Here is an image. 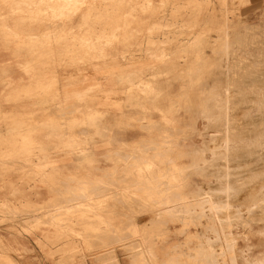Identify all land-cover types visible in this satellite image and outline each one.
Returning <instances> with one entry per match:
<instances>
[{"label": "rangeland", "instance_id": "obj_1", "mask_svg": "<svg viewBox=\"0 0 264 264\" xmlns=\"http://www.w3.org/2000/svg\"><path fill=\"white\" fill-rule=\"evenodd\" d=\"M86 1H92L94 4L86 5ZM0 7L8 9V14L41 19L52 28L65 21L69 23V21L77 20L78 23L69 30V32L75 31L82 38V40L75 41L77 47L85 53L77 63L86 64L95 60L103 62L110 57L118 56L113 50L119 47L126 48V51L119 55L123 61L129 63L132 71L120 77V84L121 87H124L125 96L128 97L126 103L130 107L131 116L120 118L121 121L116 124L121 126L123 138L127 143L119 144L118 147L110 150L107 158L109 162L113 163H110V167H113L112 173H115H113L115 179L110 182L107 191L109 194L113 193L111 196L101 197L93 205L101 212L105 203L113 201L115 211L124 210V212L121 213L122 215L116 214L110 219L116 222L124 221V224L114 223L116 226L122 225L124 228L111 226L106 222L102 223L104 220L101 214L94 213V219L103 224L105 229L99 228L92 232L91 229H88V235H73V239L78 238L85 245L92 239L91 235L94 234L93 239H96L95 235H98L100 242L98 251L100 252L110 249L117 253H144L152 257L155 253L163 254L165 257L166 255L170 257L166 264H210V262L231 264L229 261L231 256L235 258V264H264V220L258 210L262 203L264 205V200H256L259 195L264 199V0H0ZM2 13L0 11V19L3 17ZM67 36L69 34H66ZM224 41L229 44L230 60L226 59L227 53L222 55L224 46H220V44L222 45ZM200 50L201 56L200 53H197ZM87 53L89 56L86 55ZM144 61L147 67L145 77L142 71L132 69L134 66H138L139 62L143 63ZM228 64L230 65L229 71L234 74L231 79L236 82L232 90L236 96L233 100L234 114L238 117L237 125H235L237 127L235 130L233 129V133H237L238 138L235 139L232 146L233 161L231 164L238 169L240 175L249 176L253 184L256 185V188L251 192L252 199L256 198L252 204L246 200L236 201L232 204L233 211L236 212L238 218L224 232L230 236L228 238L231 240L230 243L232 242V255L226 247V242L223 241L225 239L221 234L223 227L218 223L211 222L207 217L206 208H203V218L194 220L195 222L188 225L184 223L186 219L179 217L178 221L176 220V215L179 212L175 213V217L165 213L172 208H180V206L184 209L188 207L187 209L191 211L194 207L195 195L207 193L211 186L216 185L214 178L206 172L184 175V178L181 179L183 180L181 189H172L168 180H171L169 176H173L170 174L171 165L178 164L185 173L190 165H201L202 157L209 156L208 152L203 151L204 146L210 136L217 134L218 128L207 121L206 115L198 113V105L211 96V90L215 89L214 91L217 92L216 87L220 86L218 82L222 80L217 75L219 72L225 73ZM189 67L194 68L195 71ZM203 69L206 71H202ZM165 70L168 74L165 73ZM155 71L158 74H155ZM249 71L251 74H248ZM183 72H186V75H183ZM197 72L199 73L196 75ZM200 73L201 75H199ZM150 74L153 76L152 78ZM194 76L196 77L193 79ZM109 81L113 82L114 79ZM141 81L153 87L154 94H145L143 91L142 93L137 88V84ZM167 104L168 109L173 110L170 112L171 117H168L170 119L168 125L161 121L163 114L169 116L165 112ZM71 107L76 108L74 105ZM160 111L164 113L161 114ZM95 120L94 117H87L80 123L95 124ZM71 123L78 125L79 121L73 120ZM58 124L54 120L50 121V130L53 135L51 132L46 133V138L52 141H80L82 138L83 142L85 139H91L89 133L65 134L60 132L63 128ZM93 135L99 136V138L103 137L101 133ZM22 137L27 140V136ZM116 138L119 137L116 136ZM159 148L161 149L159 150ZM138 150H140L141 160L136 164L132 160L138 155ZM37 151L38 149L34 150V156L41 155ZM66 151L68 154L83 156L86 162V165L83 166H73L72 171H91L93 154L90 149L79 148ZM115 153L119 155H116L114 159L112 156ZM156 154H160V156L157 157ZM161 156L162 159H160ZM154 159L163 165L162 172H158L155 165L153 172H150L152 174H149L151 177L142 173L138 180L137 175L134 174V168L137 166L145 168L147 164L154 163ZM41 167H39L40 171L45 172L46 168ZM95 167L97 171H102L101 168L106 166L100 164ZM58 170L55 166H51L52 173H58ZM63 171L59 170V172ZM154 171L159 174H157L158 177ZM239 174H236V177L240 176ZM144 175L145 177L149 176L151 181L153 177L155 178L153 183L151 182L152 185ZM98 181L97 184H103V181ZM137 181L147 187L153 186L158 193H162H160L162 198L169 199V203L168 201L167 204L162 205L155 202V204L145 203L140 192H132L139 187ZM87 182L86 180L75 182L82 183V187L73 186L72 190L66 191L61 190L59 181H51V188L47 186L48 182L44 181L22 182L31 189L32 193L49 189L50 193L56 196V203H50L46 207H57V209L54 214L48 217V221L45 219L32 222L28 219L24 223L25 227L21 223V218L40 213L45 210L42 209L44 207L20 204L16 195L4 197L2 198L3 203L0 204V206L3 204L0 207V231H10L20 236V234H29L43 225H48L53 227L60 236L73 234L70 227L62 228L61 225L72 222L73 218L89 221L92 219L91 203L93 199L90 197L89 191L86 190L89 186ZM237 194L242 197L245 191ZM243 196L245 197V195ZM66 203H70L72 206L67 207ZM187 203L191 206H186ZM259 203L260 206H258ZM64 206L69 210L67 208L62 210ZM74 206L75 208H73ZM193 209L191 211L194 212L193 214H198L200 211L199 206ZM61 212L63 214L69 212V215H62ZM60 215L61 217H58ZM210 228L216 231V236ZM108 237H114L112 243H108ZM217 238L221 239L222 244L225 243L222 250L210 248L211 245L216 244ZM88 246H90L89 243ZM0 250H7L3 247L1 237ZM75 250L72 249L69 252L72 253ZM88 250L90 251V247ZM161 255L159 258H162ZM158 263L160 262L152 261V264ZM0 264H13V262L9 257H4L0 258Z\"/></svg>", "mask_w": 264, "mask_h": 264}, {"label": "crops", "instance_id": "obj_2", "mask_svg": "<svg viewBox=\"0 0 264 264\" xmlns=\"http://www.w3.org/2000/svg\"><path fill=\"white\" fill-rule=\"evenodd\" d=\"M90 4L94 3L86 1V5ZM0 11L3 12L0 19V204L3 203L2 198L16 195L20 204L44 207L42 209L45 210L40 213L21 218L24 225L28 219L48 221V217L54 214L57 207H46L50 203H56V196H53L49 189L32 193L22 182L44 181L48 182L47 186L51 188V181H59L61 190L66 191L71 190L73 186L81 187L82 183L75 182L86 180L89 184L86 190L93 199L90 221L73 218L72 222L61 226L73 230V234L69 233L68 237L60 236L48 225L20 236L1 230V241L7 250H0V258L9 257L13 264H141V261H144L142 264H152V261L166 264L170 257L163 254L155 253L152 257L144 253H117L110 249L100 252L98 235L97 239H93L94 234L91 235L92 239L88 241L90 246L88 243L84 245L78 238L73 239V235H88V229H91V232L99 228L105 229L103 224L94 219L95 214H101L104 220L102 223L124 228L114 224H124V221L111 220L116 214L120 216L124 212L115 211L113 201L105 203L101 212L93 205L101 197L111 196L113 193L109 194L107 191V186L115 179L113 167H110V163H113L107 158L110 150L119 144L127 143L123 138L121 126L116 124L121 121L120 118L131 116L130 107L126 103L128 97L120 84V77L132 71L129 63L123 61L119 55L126 51V48L113 50L118 56L103 62L92 60L94 62L77 63L78 59L85 55L75 43L76 40H82L81 36L75 31L69 32L71 27L78 23L77 20L69 23L65 21L52 28L41 19L8 14V9L2 7ZM66 34L69 36L66 37ZM86 55L89 56L88 53ZM132 69L142 71L145 77V61L139 62L138 66ZM112 78L114 81L110 82ZM72 105L76 108L71 107ZM87 117L96 118V123H80ZM100 117L102 118L97 119ZM51 120L63 128L60 132L89 133L91 139H85L84 142L82 138L80 141H52L45 136L51 132ZM73 120L79 121V124L72 125ZM95 133H101L103 137L94 136ZM22 136H27V140ZM79 148L90 149L93 154L90 172L72 171L73 166H83L86 162L83 156L68 154L66 150ZM35 149H38L37 152L41 155L34 156ZM138 152L132 160L137 159L135 163L141 160L140 150ZM116 155L119 154H113L112 158L115 159ZM100 164L106 167L97 171L95 166ZM52 165L64 172L51 173ZM40 166L45 167L46 171H40ZM143 169V166L134 168L138 180ZM98 180L103 181V184H97ZM138 182L140 181H137L139 187L132 192H140L145 203L167 204L169 199L160 197L161 194L154 190V187L147 188L145 184ZM149 198L151 200L148 201ZM67 204V207L72 206ZM67 207L64 206L62 210ZM183 209L178 210L183 212ZM173 211L177 213L176 209ZM173 211L171 209L168 212ZM24 226L26 227V224ZM111 238H107L108 243L113 242ZM72 249L76 250L70 253L69 250ZM159 255L162 258H159Z\"/></svg>", "mask_w": 264, "mask_h": 264}, {"label": "bare ground", "instance_id": "obj_3", "mask_svg": "<svg viewBox=\"0 0 264 264\" xmlns=\"http://www.w3.org/2000/svg\"><path fill=\"white\" fill-rule=\"evenodd\" d=\"M27 5H28V3H27ZM32 6V5H31ZM18 7V6H17ZM42 8V7H41ZM51 9V8H50ZM216 24V23H215ZM156 25V24H155ZM160 26V25H159ZM216 26V25H215ZM225 35V34H224ZM224 39H225V37H223ZM223 38H221L222 40H224ZM221 40V41H222ZM226 40V39H225ZM220 41V40H219ZM223 42V41H222ZM221 42V43H222ZM226 41H224V45L222 44H220V46H224V47H222V51H224V53L221 51V50H219V51H221L223 54L222 55H224V54H228V56H227V58H226V56H225V58L227 59V60H230V55H231V53H230V49H229V44L228 43H225ZM220 48V47H219ZM150 49V48H149ZM220 52V53H221ZM197 53H200V56H201V50H200V52H197ZM196 53V54H197ZM218 52H216V54H217ZM219 54V53H218ZM197 56V55H196ZM200 56H198V57H200ZM203 56V55H202ZM207 57V56H206ZM224 57V56H223ZM208 58V57H207ZM204 59H205V57H204ZM210 59H211V57H210ZM207 60V59H206ZM206 60H205V62H206ZM199 61H201V60H199ZM224 61H225V59H224ZM199 63V62H198ZM197 65V64H196ZM199 65V64H198ZM213 65V64H212ZM215 66H216V64H214ZM204 66H206V65H204ZM193 67V66H192ZM192 67H189L190 69L192 68ZM199 67V66H198ZM208 67V66H207ZM224 68V67H223ZM192 69H194V68H192ZM205 69V68H204ZM202 70V71H206V70ZM207 69V68H206ZM242 69H243V67H242ZM162 70V69H161ZM160 70V71H161ZM197 70V69H196ZM230 70V65L228 64L227 66H226V70H225V73H221V72H219L218 73V75L217 76H220V78H222V80H220V82H218L219 84H220V86L219 87H216L217 89V92H215L214 90L212 91L211 90V92H210V95L211 96H209V98L208 99H206V101H204V102H202V104L200 105H198V107H199V114L200 115H202V114H204V115H206L207 116V118H208V120L207 121H209L210 123H212V124H214V125H216L217 126V134L216 135H212V136H210L209 137V141H207L206 143H205V146H204V150L203 151H205V152H208L209 153V156H207V157H202V160H201V165H199V164H194V165H190L189 166V168H187L188 169V171L187 172H185L184 173V171L182 170V168L181 167H179L178 166V164H173V162H172V164L173 165H171L170 167H171V169H170V171H171V173H170V171H168L170 174H173V176H169V178L171 179V180H168V181H170L169 182V184H171V188L172 189H181V188H183V185H182V182L181 181H183V180H181V179H183L184 178V175L185 176H187L189 173H194V172H206V173H208V175L210 174L213 178H214V180L216 181V185H214V186H211L210 187V191H208L207 193H199V194H197V195H195V198H194V207H197L198 208V206H199V212H198V214L197 213H195V214H193L191 211H193L194 209V207L191 209V211H189L187 208H185V209H183L184 211L183 212H180L181 210H182V207L180 206V208H172V211L173 210H177V213H178V209H180V211H179V213L176 215L175 213H173V212H166L167 213V215L168 214H170L172 217H175L174 215H176V220L178 221V218L179 217H181L182 219H186L185 220V222H184V220H182L186 225H188L189 223H193V222H195L194 220H198V219H200V218H203V216H204V211H203V208L205 209L206 208V210L208 211V218L211 220V222H214V223H218L219 225H221L222 227V229H221V234H223V237L225 238L223 241L224 242H226V247H227V249L229 250V251H231L230 253H231V255H232V242L230 243V239L228 238V237H230L229 236V234L228 233H224V232H226L225 230L226 229H229L230 227H231V224H232V222L234 221V220H236L237 218H238V215L236 214V212L235 211H233V203L234 202H236V201H241V200H246V202H249V203H253V200H255L256 198H254V199H252L253 197H252V195H251V192H252V190H254L256 187V185H254L253 184V182H252V179L248 176V177H246V176H242V175H240L239 173H238V169H236V168H234V166H232L233 164H231V161H233L232 160V156H231V152L233 151L232 150V146H233V143H234V141H235V139H237L238 138V136H237V133H233V129L235 130V128L237 127V126H235V125H237V118L238 117H236L235 116V114H234V110H235V104H234V102H233V100L236 98V96L234 95V91L232 90V87H233V85L236 83L235 81H233L231 78H232V76L234 75V74H232L231 73V71H229ZM160 71H158V72H160ZM166 71V70H165ZM194 71H195V69H194ZM224 71V70H223ZM162 72V71H161ZM200 72V71H199ZM199 72H197L196 73V75L199 73ZM245 72V71H244ZM165 73H167V71L165 72ZM184 73V72H183ZM155 74H158L157 73V71H155ZM168 74V73H167ZM189 75L191 74V73H188ZM203 74H205V73H203ZM203 74H202V76H203ZM206 74H207V72H206ZM248 74H251V72L249 71V73ZM151 75V74H150ZM183 75H186V72L183 74ZM199 75H201V73L199 74ZM198 75V76H199ZM209 75V74H208ZM153 76L151 75V78H152ZM191 77V76H190ZM196 76H194L193 77V79L195 78ZM200 77V76H199ZM198 77V78H199ZM197 78V79H198ZM200 79V78H199ZM191 82V81H190ZM192 82H193V80H192ZM194 84H195V82H193ZM197 83V82H196ZM192 85V84H191ZM195 86V85H194ZM137 88L139 89V90H141V92L143 91V92H145V94H150V95H152V93L154 94V92H155V90L153 89V87H151L150 85H148V84H146V83H144V82H139L138 84H137ZM193 88V87H192ZM187 89V88H186ZM191 88L189 87V91L191 92L192 90H190ZM159 91H163V90H159ZM142 92V93H143ZM163 93V92H162ZM161 94V93H160ZM149 96V95H148ZM150 97H152V96H150ZM159 98V97H158ZM205 99V98H204ZM166 105V104H165ZM165 105H162V106H164L165 107ZM194 106V105H193ZM158 108V107H157ZM160 108V107H159ZM65 109H66V107H65ZM155 109V108H154ZM161 109V108H160ZM179 109V108H178ZM163 110H164V108H163ZM162 111V110H161ZM160 111V112H161ZM173 112V110H169L168 109V104H167V107L165 108V112L167 113V115H169V116H166L165 114H163V116L161 117V121L164 123V124H170V112ZM62 112V111H61ZM71 112V111H70ZM180 112V111H179ZM74 113V112H73ZM162 113H164V112H161V114ZM169 113V114H168ZM60 114V113H59ZM62 114V113H61ZM60 114V115H61ZM71 114V113H70ZM172 114V113H171ZM175 114H176V112H175ZM173 116V115H172ZM61 117V116H60ZM169 117V118H168ZM143 120V119H142ZM140 121H141V119H140ZM150 122V121H149ZM151 125V124H150ZM153 125V124H152ZM163 125V124H162ZM149 127V126H148ZM172 127V126H171ZM241 129V128H240ZM245 129V128H244ZM168 130V129H167ZM239 130V129H238ZM237 131V130H236ZM171 132V131H170ZM53 132H51V134H52ZM166 133H167V131H166ZM179 134V133H178ZM53 135V134H52ZM48 136V135H47ZM51 136V135H50ZM55 136V135H54ZM164 136V135H163ZM55 138V137H54ZM51 139H52V136H51ZM165 139V138H164ZM163 139V140H164ZM130 147V146H129ZM146 148V147H145ZM164 148V147H163ZM173 148V147H172ZM144 149V148H143ZM161 148H159V150H160ZM139 151V150H138ZM202 151V150H201ZM160 153V152H159ZM163 154V153H162ZM233 155H235V154H233ZM238 155V154H237ZM156 156L158 157V156H160V154H156ZM155 156V157H156ZM175 156V155H174ZM115 157V156H114ZM156 157V158H157ZM164 157V156H163ZM126 158V157H125ZM155 158V159H156ZM131 159V158H130ZM154 159V160H155ZM160 159H162V156H161V158ZM160 159H159V161H160ZM118 160V159H117ZM136 160L137 159H135L134 161L136 162ZM140 161V160H139ZM115 162H116V160H115ZM142 162V161H141ZM161 162H163L162 160H161ZM171 162V161H170ZM117 163V162H116ZM133 163V162H132ZM166 163V162H165ZM233 163V162H232ZM137 164V163H136ZM167 164V163H166ZM120 165V164H119ZM134 165V164H133ZM155 165H156V167H157V169H158V172H162V170H163V165H161L160 164V162H156V160L154 161V163H149V164H147L146 166H145V168L143 169V172L145 173V174H150V172L152 171L153 172V168L155 167ZM169 165H170V163H169ZM168 165V166H169ZM191 167V168H190ZM169 168V167H168ZM156 169V168H155ZM186 169V170H187ZM167 170V169H166ZM56 171V170H55ZM61 171V170H60ZM113 171V170H112ZM164 171H165V169H164ZM163 171V172H164ZM53 172V171H52ZM51 172V173H52ZM58 172H59V170H58ZM64 172V171H63ZM142 171H141V173H143ZM166 172V171H165ZM114 173V172H113ZM154 173H155V171H154ZM153 173V174H154ZM115 174V173H114ZM152 174V173H151ZM150 174V175H151ZM158 174V173H157ZM156 173H155V175H157ZM166 174V173H165ZM168 174V173H167ZM236 174L238 175H240V176H237L236 177ZM47 175V174H46ZM55 175V174H54ZM57 175V174H56ZM55 175V176H56ZM149 175V176H150ZM159 175V174H158ZM158 175L156 176V177H158ZM52 176H53V174H52ZM142 176V175H141ZM149 176H147V177H145V175H144V177L145 178H147L148 180H150V178H149ZM151 177V176H150ZM181 177V178H180ZM160 178V177H159ZM163 178V177H162ZM166 178H167V176H166ZM178 178H180V180H178ZM143 179V178H142ZM141 179V180H142ZM152 179V178H151ZM153 179H155L154 177H153ZM153 179H152V181H153ZM165 179V178H164ZM76 180V179H75ZM147 180V181H148ZM160 180V179H159ZM167 180V179H166ZM166 180H163V181H166ZM72 181H74V180H72ZM142 181H144V180H142ZM151 180H150V184H151V182H152ZM156 181V180H155ZM162 181V182H163ZM96 182H99V181H96ZM106 182V181H105ZM134 182V181H133ZM181 182V183H180ZM137 183V182H136ZM138 183H140V182H138ZM146 183H149V182H146ZM153 183V182H152ZM131 184V183H130ZM88 185V184H87ZM133 185V184H132ZM152 185V184H151ZM151 185H148V186H151ZM156 185V184H155ZM166 185V184H165ZM84 186V185H83ZM124 186V185H123ZM128 186H129V184H128ZM147 186V185H146ZM82 187V186H81ZM108 187V186H107ZM125 187V186H124ZM130 187H131V185H130ZM138 187V186H137ZM144 187V186H143ZM153 186H151L150 188H152ZM165 187V186H164ZM96 188V187H95ZM116 188V187H115ZM140 188H142V187H140ZM148 188V187H147ZM97 189V188H96ZM133 189V188H132ZM153 189V188H152ZM72 190V189H71ZM83 190V189H82ZM137 190V189H136ZM155 190V189H154ZM209 190V189H208ZM75 191V190H74ZM94 191V190H93ZM105 191V190H104ZM120 191H121V189H120ZM125 191V190H124ZM131 191V190H130ZM135 191V190H134ZM166 191V190H165ZM242 191H245V194H243V195H245V197L242 195V197H240V196H238V194L237 193H240V192H242ZM73 192V191H72ZM71 192V193H72ZM85 192V191H84ZM96 192V191H95ZM101 192V191H100ZM78 193V192H77ZM83 193V192H82ZM99 193V192H98ZM134 193V192H133ZM161 193V192H160ZM244 193V192H243ZM96 194V193H95ZM116 194V193H115ZM162 194V193H161ZM172 194V193H171ZM173 194H174V192H173ZM173 194H172V196H173ZM177 194V193H176ZM72 195V194H71ZM158 195V194H157ZM175 195V194H174ZM74 196V195H73ZM75 196H77V195H75ZM74 196V197H75ZM155 196V195H154ZM171 196V197H172ZM97 197V196H96ZM151 197V196H150ZM156 197V196H155ZM160 197H162L161 195H160ZM163 197H165V194H163ZM174 197V196H173ZM172 197V198H173ZM175 197H176V195H175ZM251 197V198H250ZM68 198V197H67ZM71 198V197H70ZM152 198V197H151ZM154 198V197H153ZM170 198V197H169ZM179 198V197H178ZM242 198H244V199H242ZM76 199V198H75ZM175 199V198H174ZM261 199V201H263L264 199H263V197L262 196H258L257 197V199L256 200H260ZM66 201L67 200H69V199H65ZM82 200V199H81ZM85 200V199H84ZM149 200H151L150 198L148 199V201ZM162 200V199H161ZM160 200V201H161ZM166 199H164V201H165ZM179 200V199H178ZM73 200H71V202H72ZM155 201V200H154ZM192 201V200H191ZM62 202V201H61ZM74 202V201H73ZM180 202H183V201H180ZM185 202V201H184ZM149 203V202H148ZM157 203V202H156ZM168 203H169V201H168ZM174 203V202H173ZM178 203H179V201H178ZM244 203V202H243ZM63 204V203H62ZM67 204V203H66ZM151 204H152V202H151ZM155 204V203H154ZM158 204V203H157ZM182 204V203H181ZM189 203H187V205L186 206H191L190 204L188 205ZM192 204V203H191ZM239 204H241V203H239ZM60 205H61V203H60ZM77 205V204H76ZM88 205H90V204H88ZM161 205H162V203H161ZM170 205V204H169ZM173 205V204H172ZM261 204L259 203L258 204V206H260ZM1 206H3V204L1 205ZM0 206V207H1ZM56 206V205H55ZM78 206V205H77ZM156 206H158V205H156ZM160 206V205H159ZM183 206H185V205H183ZM164 207V206H163ZM73 208H75V206L73 207ZM190 208V207H189ZM68 210H69V208H67ZM196 209V208H195ZM257 209V208H256ZM59 210V209H58ZM259 210V212H260V216H262L263 217V220H264V205H263V203H262V205L260 206V208L258 209ZM72 210H71V208H70V212H71ZM76 211V210H75ZM171 211V210H170ZM250 211V210H249ZM60 212V211H59ZM59 212H58V214H59ZM73 212V211H72ZM71 212V213H72ZM78 212V211H77ZM80 212V211H79ZM62 213V212H61ZM60 213V214H61ZM69 213V212H68ZM68 213H66L67 215H69ZM74 213H76V212H74ZM87 213V212H86ZM16 214V213H15ZM57 214V215H58ZM66 214H63L62 213V215H66ZM57 215H55V216H57ZM66 215V216H67ZM55 216H53V217H55ZM71 216H72V214H71ZM170 216V217H171ZM178 216V217H177ZM185 216V217H184ZM58 217H61V215L60 216H58ZM63 217V216H62ZM159 217V216H158ZM161 217V216H160ZM164 218V217H163ZM205 218V217H204ZM55 219H56V217H55ZM168 219H170V218H168ZM174 220V219H173ZM175 220V221H176ZM33 221V220H32ZM63 221V220H62ZM200 221V220H199ZM27 222V221H26ZM169 222H170V220H169ZM181 223V222H180ZM62 226V225H61ZM129 226V225H128ZM109 227V226H108ZM212 227V226H211ZM215 228V227H214ZM210 229H212V228H210ZM109 230V229H108ZM129 231V230H128ZM214 232V234L216 233V231H214V229H212L211 230V232ZM103 232V231H102ZM105 232H107V231H105ZM109 232H111V231H109ZM108 232V233H109ZM135 232V231H134ZM212 232V233H213ZM133 233V232H132ZM90 234V233H89ZM110 234V233H109ZM135 234V233H134ZM84 235V234H83ZM91 235V234H90ZM89 235V236H90ZM217 234H215V236H216ZM219 235V234H218ZM88 237V236H87ZM222 237V238H223ZM95 238L97 239V237H96V235H95ZM101 238V237H100ZM112 238H114V237H112ZM111 238V239H112ZM85 239V238H84ZM103 239V238H102ZM110 239V240H111ZM105 240V239H104ZM103 240V241H104ZM118 240V239H117ZM120 240V239H119ZM216 240H218V238L216 239ZM215 240V241H216ZM101 241V240H100ZM214 241V240H213ZM223 242V244H225ZM223 244H222V241H221V239L220 240H218L217 242H216V244H213V245H211V247L210 248H219L218 250H222V247H223ZM93 245V244H92ZM135 247V246H134ZM202 250H203V248H202ZM224 250V249H223ZM227 250V251H228ZM226 251V252H227ZM202 252V251H201ZM212 252H214V251H212ZM220 252V251H219ZM218 254V253H217ZM216 254V255H217ZM227 254V253H226ZM215 255V254H214ZM223 256V255H222ZM214 258V257H213ZM228 260V259H227ZM221 261V260H220ZM229 261L231 262V264H235V258L234 257H232L231 256V258L229 259ZM210 264H216L215 262H210ZM224 264V263H223ZM250 264H255V263H250Z\"/></svg>", "mask_w": 264, "mask_h": 264}]
</instances>
